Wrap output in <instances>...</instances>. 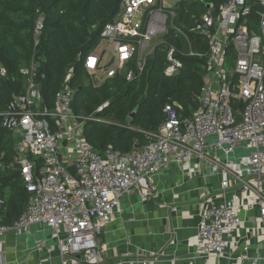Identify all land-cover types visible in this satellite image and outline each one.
<instances>
[{
  "label": "built area",
  "instance_id": "2783aa9c",
  "mask_svg": "<svg viewBox=\"0 0 264 264\" xmlns=\"http://www.w3.org/2000/svg\"><path fill=\"white\" fill-rule=\"evenodd\" d=\"M174 1L123 0L101 32L99 44L105 46L90 52L84 66L91 75H103L102 82L121 72L131 81L145 70L155 40L172 28L190 50L181 54L167 44L166 75L183 67L178 54L207 56L196 95L199 107L186 114L183 104L169 102L158 129L144 131L147 144L128 152L109 145L99 153L85 137L86 120L95 118L74 111L75 88L64 86L52 106L45 105L33 59L21 70L28 76L25 92L0 110V128L15 139L13 164L30 192L20 217L12 225L0 223V238L44 225L61 264H106L100 237L125 197L136 192L141 203L149 201L160 192L156 177L172 164L187 163L192 167L186 174L218 178V192L212 194L214 183L200 187L206 200L196 225L195 256L230 257L229 249L239 243L237 230L254 208L264 232V0H220L217 8H208L193 28L208 40L205 53L195 50L186 28L174 23ZM42 26L39 18L35 35ZM6 73L0 66V74ZM4 203L0 193V206ZM258 249L250 254L245 246L247 264H264ZM155 254L121 264L153 263Z\"/></svg>",
  "mask_w": 264,
  "mask_h": 264
},
{
  "label": "trees",
  "instance_id": "16d2710c",
  "mask_svg": "<svg viewBox=\"0 0 264 264\" xmlns=\"http://www.w3.org/2000/svg\"><path fill=\"white\" fill-rule=\"evenodd\" d=\"M123 0H0V110L16 94L25 92L28 76L22 68L37 63L38 78L45 105L52 106L61 88H75L73 108L77 114L95 118L110 117L113 122L86 120L85 137L94 149L103 153L112 145L128 152L135 145L148 143L144 131L157 130L166 116L165 104L177 101L186 114L199 107L196 95L203 84L207 56L181 55L185 44L172 28L165 45H158L147 59L142 73L128 81L123 72L95 85L84 66L85 58L101 40L105 24L115 17ZM252 1V0H251ZM220 0H180L174 6V23L189 33L195 50L207 52L208 40L198 35L194 26L207 11V4L217 8ZM116 5L114 15L110 9ZM43 26L35 35L36 23ZM167 44H174L183 62L179 73L165 74ZM108 102L102 110L97 109ZM134 116L130 114L134 112ZM138 125L144 131H136ZM15 139L0 128V193L5 203L0 206V223L12 225L25 211L30 192L14 163ZM12 164V165H11Z\"/></svg>",
  "mask_w": 264,
  "mask_h": 264
},
{
  "label": "crops",
  "instance_id": "0c3cea01",
  "mask_svg": "<svg viewBox=\"0 0 264 264\" xmlns=\"http://www.w3.org/2000/svg\"><path fill=\"white\" fill-rule=\"evenodd\" d=\"M191 167L189 163L172 164L159 174L155 183L160 192L145 203L136 192L125 197L100 237L106 264L155 253L157 261L149 264H247L243 259L245 246L250 254L258 248L264 252V232L258 228L260 211L254 208L237 230L239 243L229 249L230 257L195 256L196 225L206 200L200 187L205 182L214 183L212 194L218 192V178L214 176L212 182L208 175L184 173ZM50 233L44 225H34L21 235L8 232L0 238V264H61L59 248Z\"/></svg>",
  "mask_w": 264,
  "mask_h": 264
},
{
  "label": "rangeland",
  "instance_id": "374dc122",
  "mask_svg": "<svg viewBox=\"0 0 264 264\" xmlns=\"http://www.w3.org/2000/svg\"><path fill=\"white\" fill-rule=\"evenodd\" d=\"M178 1H180V0H178ZM179 38H181L182 40H183V42H184V44H185V51H189L190 50V46H189V44L187 43V41L181 36V35H179L178 36ZM166 39H167V37H166V35H162V36H160L159 38H157L156 40H155V42L152 44L154 47L157 45H165V43H166ZM159 43V44H158ZM105 46V42H101L98 46H97V50H99L100 48H103ZM153 54V53H152ZM152 54H150V55H152ZM150 55H148L147 56V59H148V57L150 56ZM107 59L106 60H108V57H109V55H106L105 56ZM89 74V78L94 82V84L95 85H100L101 84V82H102V79L104 78V76L103 75H101V74H99V73H97V74H95V76L94 75H91L90 73H88ZM104 81V80H103ZM107 103V102H106ZM99 109V108H98ZM97 109V110H98ZM84 116H87V115H84ZM91 116V115H90ZM93 118H95V117H93ZM96 120H98V121H100V122H113L112 120H111V118L110 117H99V118H95ZM130 128H132V129H134V130H136V131H144L142 128H140L138 125H130L129 126Z\"/></svg>",
  "mask_w": 264,
  "mask_h": 264
},
{
  "label": "water",
  "instance_id": "95a60500",
  "mask_svg": "<svg viewBox=\"0 0 264 264\" xmlns=\"http://www.w3.org/2000/svg\"><path fill=\"white\" fill-rule=\"evenodd\" d=\"M175 2H176V0L174 1L173 5L175 4ZM210 7H212V4H207V8H210ZM115 11H116V5H114V6L110 9V14H111V15H114V14H115ZM135 111H136V110H134V112H132V113L130 114L131 117L134 116Z\"/></svg>",
  "mask_w": 264,
  "mask_h": 264
}]
</instances>
